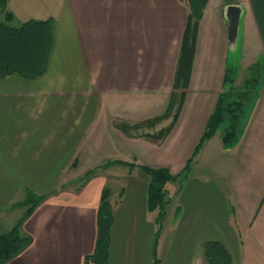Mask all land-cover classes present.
<instances>
[{
	"label": "crops",
	"instance_id": "0c3cea01",
	"mask_svg": "<svg viewBox=\"0 0 264 264\" xmlns=\"http://www.w3.org/2000/svg\"><path fill=\"white\" fill-rule=\"evenodd\" d=\"M237 4L243 8L241 23L249 17V33L245 38L243 30V41L233 58L239 60V52L242 59L247 56L239 67L247 70L264 59V0H237ZM227 5L226 0H208L179 120L163 141L154 142L125 132L121 119L144 121L165 113L168 106L131 118L136 110L129 113L119 103L148 97L170 99L189 15L184 2L8 0L13 23L54 18L56 35L43 75L32 80L18 75L0 79V222H11L10 229L17 224L27 206L14 204L24 200L28 191L47 195L21 227L32 242L4 264H84L85 256L95 249L102 191L112 185L97 173L76 189L73 178L67 176L79 168L80 159H92L101 150L134 151L138 146L153 152L154 144L164 155L174 152L178 156L180 150L191 153L219 96L229 92L228 101H238L233 95L240 85L230 88L225 82L232 57ZM245 43L248 52L242 54ZM234 72V85L242 78L243 86L248 78L242 74L236 79L238 72ZM253 106L247 117L240 113L232 144L224 142L219 128L204 145L220 139L221 152L226 150L220 167L230 175L227 187L198 175L180 182L181 210L173 217L174 233L166 256H160L161 264H193L196 248L206 240L223 242L235 264H249L251 248L244 246L237 225L240 220L251 239L258 236L260 250L264 247V88ZM171 120L162 119L147 132H157ZM223 124L227 128L229 119ZM127 162L135 164L129 176L114 180L119 183L112 188L115 219L110 264H152L157 226L155 213L147 205L150 176L140 165H160L140 159ZM118 163L103 166L108 169ZM19 207L25 211L13 219ZM166 235L163 227L161 241ZM253 250L256 254L259 249ZM199 257L198 264H208L205 256Z\"/></svg>",
	"mask_w": 264,
	"mask_h": 264
},
{
	"label": "trees",
	"instance_id": "16d2710c",
	"mask_svg": "<svg viewBox=\"0 0 264 264\" xmlns=\"http://www.w3.org/2000/svg\"><path fill=\"white\" fill-rule=\"evenodd\" d=\"M189 8L187 24L183 33L180 53L176 66L173 91L169 106L165 113L142 121L137 125L120 123L121 128L131 134L130 130L143 124L154 126L162 119L172 117L169 125L157 132H146L143 136L154 142L163 141L173 130L179 120L182 108L186 101L187 90L190 87L194 57L196 52L198 30L204 16L208 0H180ZM237 0H226V3ZM0 79L11 75H18L24 79L32 80L43 75L47 70L50 57L54 48L56 35V21L49 19H30L19 23H13V12L8 9V0H0ZM225 82L228 87L234 88L235 77L233 70L227 68ZM229 92H223L216 103V108L211 114L204 134L196 146V151L207 139L211 138L216 131L229 119V125L224 133V142L232 144L237 139V127L243 102L228 101ZM139 125V126H138ZM74 161V165L77 163ZM113 162L135 164L115 160ZM140 167L150 176L148 188V210L155 213L157 225L154 242V259L152 264H161L158 254V238L163 230L164 220L167 216V206L171 201L167 184L187 177V174H173L166 167H154L142 164ZM93 171V170H92ZM89 171L88 175L93 173ZM184 173V172H183ZM123 190L120 193L122 196ZM112 188L106 185L102 191L97 214V238L95 249L84 258V264H110L111 235L114 224V204L111 200ZM46 194H38L28 191L24 200L14 206H27L25 214L17 224L8 231L0 229V264L11 260L32 242V236L23 233L22 224L33 213L35 207L46 198ZM204 256L209 264H235L232 253L226 245L219 240H206L202 242Z\"/></svg>",
	"mask_w": 264,
	"mask_h": 264
},
{
	"label": "rangeland",
	"instance_id": "374dc122",
	"mask_svg": "<svg viewBox=\"0 0 264 264\" xmlns=\"http://www.w3.org/2000/svg\"><path fill=\"white\" fill-rule=\"evenodd\" d=\"M249 17H244L241 23V33H240V39L241 42L243 41V34L245 32V38L246 35L249 33ZM0 19H3V14L0 15ZM245 29V31H243ZM244 50H242V54L245 52H248V49L246 47V43L244 45ZM235 52L232 51V57L230 59V64L229 66L232 68V70L235 69L237 73L236 79L241 77L242 74H245V76L248 78V81L243 85V79L240 78L238 82L234 85L238 86L240 85L237 93L233 95V100L238 99L243 102V106L241 107V114L244 117H247L250 112L253 109V104L255 100L258 98L260 95L262 89L264 88V59H261L259 64L252 66L251 68L244 70L243 67H240V64L242 63L241 66L248 60L247 56L243 57L239 52L237 58L239 60H235L233 58V54ZM247 54V53H246ZM233 75H236L235 72H233ZM195 95V94H194ZM171 98V95H170ZM232 99V98H231ZM170 99H166L164 97H148L147 99H139V100H134V101H122L119 104L124 103V106L128 108L127 110L130 111L134 108L136 110L135 113L131 114L130 117H135V118H140L144 116H148L151 113H154L157 111L158 107L161 110L163 106H169ZM189 106H193V104L189 103ZM110 112V110H109ZM242 116V117H243ZM140 122H129L126 119H121V123L123 124H130V125H137L140 124ZM139 126V125H138ZM225 124L221 125L220 129L218 132H223L225 133ZM99 131V127L97 128ZM147 131H153L150 130V126L143 124L140 127L133 128L130 130L132 135H137V136H143ZM177 142V141H174ZM205 142L200 146L199 150L196 151V146L193 152L188 153L185 151L180 150L176 154L178 156L172 155L174 152H172L170 155H164L162 149H159L158 144H154V151L151 152L149 149L145 148L144 146H138L134 151H128L125 150L126 148L123 149L121 152H115L114 150H101L97 152L96 157L92 159L88 158H83L80 159V165L79 168L75 169L72 171L71 174H69L67 177L70 180L73 178L74 185L76 189H82L83 185L88 182L92 177H94L97 173H100L101 175L106 176L107 178L110 179L112 188L116 186L117 183L114 180L119 179L120 177H127L129 176V170H130V165L127 163H118V165L113 166V167H107L108 169H104L105 167L103 166L106 163L114 161V159H122V160H127L133 161L134 159H140L141 161H144L146 163H150L151 165H160V166H155V167H166L170 170L171 173L173 174H187V175H198L200 177H205L207 179H214L217 181L220 185L224 187V189L227 187V179L229 178V174H226L225 167L221 169L222 163L226 159V150L224 149L225 153L221 152L222 151V146H221V141L219 138L214 139L207 147H204ZM199 143V142H198ZM197 143V144H198ZM179 145L178 143L175 144ZM229 145V144H228ZM181 149H184V147L181 145ZM203 147L208 151H203ZM176 150V148H174ZM203 151V153H202ZM182 155V156H181ZM119 157V158H114ZM132 156H137V158H131ZM82 158V157H81ZM132 163V162H130ZM127 164V165H126ZM165 164V165H164ZM162 165V166H161ZM107 166V165H105ZM93 170V171H92ZM223 170V171H222ZM89 171H92L93 173L89 174ZM184 172V173H183ZM223 172V173H222ZM75 175V177L73 176ZM115 178V179H114ZM184 179V178H183ZM182 179V180H183ZM181 179H176V181H172L167 184V188L169 189V195L171 197V201L167 206V216L164 220L163 226L166 229L167 235L163 241L162 236L160 235L158 238V248H159V256L165 257L167 253L168 246L170 244L171 236L174 233V229H171L174 219L173 217L177 216L181 210V202H180V196L177 195L178 193V188L180 185ZM25 207H19L13 214L12 217L18 218L22 213H24ZM17 221V220H16ZM16 223V222H15ZM238 227L240 228V233L241 237L243 240L244 246L250 247V255L248 262L249 264H264V247L260 250V245L258 241V236L256 235L255 238L251 239L247 232L246 229H244V224L240 220L238 222ZM157 226V225H156ZM11 222H6L2 221L0 222V229L2 231H8L10 229ZM162 233V232H161ZM161 237V238H160ZM250 239H249V238ZM248 245V246H247ZM252 248H258L259 250L256 252ZM201 252V253H200ZM204 249L203 246L200 245L196 248L195 252V259L193 264H198L197 260L200 254H202L203 259H204ZM259 252V253H258ZM162 254V255H161ZM255 254V255H254ZM164 255V256H163ZM206 259V258H205ZM247 258H244V261H246ZM207 261V260H206ZM208 263V262H207ZM209 264V263H208Z\"/></svg>",
	"mask_w": 264,
	"mask_h": 264
},
{
	"label": "water",
	"instance_id": "95a60500",
	"mask_svg": "<svg viewBox=\"0 0 264 264\" xmlns=\"http://www.w3.org/2000/svg\"><path fill=\"white\" fill-rule=\"evenodd\" d=\"M242 11V6L240 4H237V2L228 3V5L226 6V17L229 21L228 36L231 52L237 50L240 45ZM228 68L232 69L230 66H228Z\"/></svg>",
	"mask_w": 264,
	"mask_h": 264
}]
</instances>
